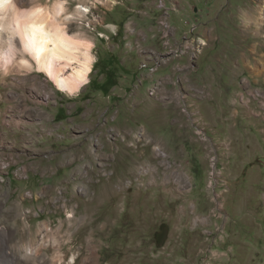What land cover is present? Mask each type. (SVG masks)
<instances>
[{
	"label": "rangeland",
	"instance_id": "1",
	"mask_svg": "<svg viewBox=\"0 0 264 264\" xmlns=\"http://www.w3.org/2000/svg\"><path fill=\"white\" fill-rule=\"evenodd\" d=\"M15 1L61 6L95 60L73 95L0 68V264H264V83L243 80L234 110L214 78H179L208 43L171 42L135 0ZM203 2L240 15L199 20L214 63L264 57V0Z\"/></svg>",
	"mask_w": 264,
	"mask_h": 264
},
{
	"label": "bare ground",
	"instance_id": "2",
	"mask_svg": "<svg viewBox=\"0 0 264 264\" xmlns=\"http://www.w3.org/2000/svg\"><path fill=\"white\" fill-rule=\"evenodd\" d=\"M61 9L59 5L55 13L43 6L20 9L15 0H0V68L9 72L17 63L37 70L58 90L73 95L88 83L95 58L91 43L65 31L58 18ZM66 67L71 68L69 75L64 74Z\"/></svg>",
	"mask_w": 264,
	"mask_h": 264
},
{
	"label": "crops",
	"instance_id": "3",
	"mask_svg": "<svg viewBox=\"0 0 264 264\" xmlns=\"http://www.w3.org/2000/svg\"><path fill=\"white\" fill-rule=\"evenodd\" d=\"M164 2V9L160 7V0H135L134 3L138 6L137 12L140 14L139 16L143 18L146 23H151L152 19H157V21L161 18H165L168 20L171 26L170 32V41L177 42L178 35L183 34L181 37L186 41L185 47L190 49L192 43H195V39H190L187 34H192V36H196L199 40H206L208 43L209 50L204 49V52H201L196 57L192 69H188L184 74L179 76V78H214V81L217 84V88L219 92V96L223 98L226 104H229L232 109H235V103L237 101L236 97L241 95V90L243 89L242 81L249 80L252 82H261L264 83V57L262 59H257L255 54L251 55V60L244 66L241 64H236L235 66L229 65L227 63H214L215 58V48H211L212 38L208 34L209 27L205 26L206 22H201L199 20H208L215 21L214 28L218 27V21L221 19L220 23L224 21L225 13L226 17H231V19L236 20L233 25V29L240 30V15L234 13L227 12H214L211 8H197L196 0H162ZM218 2V0H204V4L208 5L212 2ZM193 10V11H191ZM256 16V14L254 13ZM253 13L248 12L246 14V19L254 21L256 17ZM208 23V22H207ZM158 27V25H157ZM200 33H203L202 36ZM235 34V33H234ZM200 37H198V36ZM181 39V40H182ZM180 41V40H179ZM240 41V40H239ZM177 46V45H176ZM175 46V47H176ZM177 49V47L175 48ZM253 52H256V46ZM210 52V53H208ZM213 53V55H212ZM211 74V77H205V75ZM242 74H247L249 77L253 78H241ZM178 75H176L177 78ZM257 76L259 78H257ZM213 87L211 86V89ZM232 104V105H231ZM220 112V109L217 108ZM216 111V112H217Z\"/></svg>",
	"mask_w": 264,
	"mask_h": 264
},
{
	"label": "built area",
	"instance_id": "4",
	"mask_svg": "<svg viewBox=\"0 0 264 264\" xmlns=\"http://www.w3.org/2000/svg\"><path fill=\"white\" fill-rule=\"evenodd\" d=\"M160 5V7H163V4H159Z\"/></svg>",
	"mask_w": 264,
	"mask_h": 264
}]
</instances>
